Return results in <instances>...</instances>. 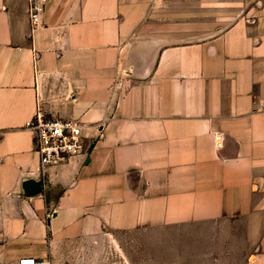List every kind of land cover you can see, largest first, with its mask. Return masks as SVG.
<instances>
[{"label": "crops", "instance_id": "0c3cea01", "mask_svg": "<svg viewBox=\"0 0 264 264\" xmlns=\"http://www.w3.org/2000/svg\"><path fill=\"white\" fill-rule=\"evenodd\" d=\"M37 107L90 155L43 171ZM166 229L264 264V0H0V264Z\"/></svg>", "mask_w": 264, "mask_h": 264}, {"label": "rangeland", "instance_id": "374dc122", "mask_svg": "<svg viewBox=\"0 0 264 264\" xmlns=\"http://www.w3.org/2000/svg\"><path fill=\"white\" fill-rule=\"evenodd\" d=\"M182 230L166 229L154 232H138L124 237L123 252L110 249L98 253L89 245L76 246L71 255H61L56 264H208L196 258L197 250L203 251L211 246H197ZM184 238V239H183ZM186 239V240H185ZM184 240V242H183ZM73 247V246H71ZM63 256V257H62ZM183 256L185 258L183 259ZM198 261H197V260Z\"/></svg>", "mask_w": 264, "mask_h": 264}, {"label": "built area", "instance_id": "2783aa9c", "mask_svg": "<svg viewBox=\"0 0 264 264\" xmlns=\"http://www.w3.org/2000/svg\"><path fill=\"white\" fill-rule=\"evenodd\" d=\"M48 0H29V16L33 26L41 22V15ZM33 134L34 151L39 157L42 170L60 167L88 157L99 134L88 133V126L79 118L54 116L37 107L26 123ZM35 258H23L20 264H43Z\"/></svg>", "mask_w": 264, "mask_h": 264}]
</instances>
